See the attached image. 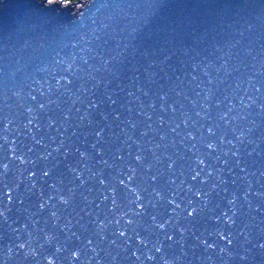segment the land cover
Instances as JSON below:
<instances>
[{
	"label": "snow or ice",
	"instance_id": "1",
	"mask_svg": "<svg viewBox=\"0 0 264 264\" xmlns=\"http://www.w3.org/2000/svg\"><path fill=\"white\" fill-rule=\"evenodd\" d=\"M71 2L46 0L45 7L41 0V7L55 13L57 5ZM128 7L162 9L165 5L163 0H150L146 5ZM49 24L55 31L56 21ZM92 34L97 40L104 39L96 36L95 28ZM141 36V29L132 27L126 33L127 42L121 41L117 49L107 51L103 45L88 49L93 54L80 57L79 63L77 58L68 63L58 59L62 74L53 77L54 83L46 81L47 90L29 94L27 102L22 92L15 93L31 144L18 146L13 139V147L0 155V192L6 193L0 198V228L6 235L8 213L17 205L35 224L43 221L65 235L79 228L104 242L111 230V244L123 240L127 247L134 239L140 248L151 245L156 253L164 250L161 234L170 246L183 245L191 237L205 252H216L217 244L209 243L198 228L209 221L217 226L216 240L225 241L218 255H227L237 264H264V163L257 168V159L264 161V83L255 88L260 96L247 102L241 98L239 105L226 94L235 93L229 80L210 75L211 65L201 69L202 84L196 76L190 83L171 77L165 83L171 56L149 53L137 59L136 41ZM129 70L133 72L132 87L122 88L127 94L121 97L111 85L122 83ZM224 70L227 72L226 65ZM100 72L103 75L98 77ZM192 82H197L199 90L192 89ZM185 89L195 91L199 99H190ZM253 112L259 119L241 127L239 122L247 121ZM121 125L120 133L115 134L114 126ZM150 135L159 142L153 145L147 139ZM7 144L5 138L0 147ZM177 146L183 151L175 150ZM161 148L174 150L160 157L156 153ZM11 161H18L16 172L22 175L23 168L28 173L23 191L24 181L13 173ZM257 172L260 190L254 191L249 177ZM226 176L232 177L231 185ZM43 239L50 245L58 236L44 230ZM29 244H16L17 254L25 261L37 258ZM87 244L91 246L93 239L88 238ZM60 251L57 247L56 252ZM90 251L96 253L97 248ZM132 256L141 259L136 251ZM80 258L81 250L74 249L71 260ZM146 258L154 260L152 255ZM45 261L56 264L53 258L45 257Z\"/></svg>",
	"mask_w": 264,
	"mask_h": 264
},
{
	"label": "water",
	"instance_id": "2",
	"mask_svg": "<svg viewBox=\"0 0 264 264\" xmlns=\"http://www.w3.org/2000/svg\"><path fill=\"white\" fill-rule=\"evenodd\" d=\"M44 2L47 7L46 0ZM149 2L150 0H83L79 4L57 5L58 11L48 13L41 7V0H0V145L4 144L5 138L8 139L7 146L0 147V155L7 148L13 147V139L18 146L22 143L31 144L23 129L25 121L19 107L21 101L15 93L22 92L27 102L29 94L38 95L41 89L47 90L46 81L54 83L53 77L59 78L62 74V66L57 65L56 60L63 59L68 63L77 58L79 63L80 57L87 58L93 54L88 49L96 50L101 45L107 51L117 49L121 41L127 42L126 33L132 27H139L142 32L141 38L136 41L137 59L142 55L147 57L149 53L154 57L165 52L171 56L165 83L167 77H171L173 81L190 83L191 77L196 76L197 82L202 84L204 77L201 69L211 65L210 75L215 79H228L235 89L234 95L231 90L226 94L232 95L237 105L241 98L247 102L249 98L261 95L255 92V88L264 83V0H163L165 7L162 9L128 7L129 4L146 5ZM104 4L109 6L101 7ZM246 4H253L255 7H241ZM50 20L56 21L55 31H51ZM94 28L96 36L103 37V40H97L92 34ZM144 35L150 38L144 39ZM88 41L92 43L89 44ZM92 63L99 67L97 61ZM197 65L200 66L199 69ZM225 65L231 76L224 70ZM97 75L102 76L103 72ZM132 75L133 72L129 70L122 83L118 81L111 85L112 91L118 92L121 97L126 96L127 93L122 88L132 87ZM135 76L143 79L140 72H135ZM197 82H192V89L199 90ZM237 84L240 85L239 88H236ZM185 91L190 99H199L195 91ZM253 119H259L255 112L247 121H240V126H250ZM122 126H114L113 132L119 134ZM71 131L70 129L69 135ZM52 134L55 135L54 130ZM82 139L81 135L79 140ZM147 139L152 140L153 145L159 142L151 135ZM173 150L161 148L156 154L163 157ZM175 150L183 151L178 146ZM36 151L41 149L37 147ZM8 155L11 156V153ZM32 155L34 158V154ZM262 163L264 161L258 158L257 168ZM11 166L13 173L24 181L21 185L23 191L28 183V173L23 168L22 175L16 172L20 167L18 161H11ZM225 178L231 185L232 177ZM249 179L254 185V191L260 190V184L256 183L261 180L259 172ZM45 191L47 192L46 187ZM5 195L6 193L0 192V198ZM8 215L10 219L6 235L5 230L0 228V236H3L0 238V260H5V264H46L45 257L53 258L56 264H164V261L168 264H237L236 260L229 259L227 255H218L219 247H224L225 241L216 240L213 233L217 226L209 221H203L198 228L209 238V243L217 244L216 252H205L191 237L183 245L170 246L161 234L164 250L156 253L151 245L140 248L134 239L129 241L127 247L123 240H117L115 245L111 244L114 238L111 230L104 242H99L91 232L84 233L79 228H73L65 235L58 229L45 225L43 221L35 224L26 213L19 211L17 205L11 206ZM73 223L76 221L73 220ZM44 230L55 231L58 239L50 245L45 244ZM73 233L76 235L73 236ZM129 235L132 233L129 232ZM76 236L80 237L79 241ZM88 238L93 239L91 246L87 244ZM29 241V249L37 251V258L25 261L22 255L17 254L16 244ZM57 247L61 248L59 253L56 252ZM91 247H96L97 252H91ZM9 248L12 249L11 253L8 252ZM74 249L81 250L79 261L71 260ZM134 251L141 257L139 261L132 256ZM147 255H152L154 260H147Z\"/></svg>",
	"mask_w": 264,
	"mask_h": 264
},
{
	"label": "trees",
	"instance_id": "3",
	"mask_svg": "<svg viewBox=\"0 0 264 264\" xmlns=\"http://www.w3.org/2000/svg\"><path fill=\"white\" fill-rule=\"evenodd\" d=\"M81 1L83 0H72V2L68 4H79Z\"/></svg>",
	"mask_w": 264,
	"mask_h": 264
}]
</instances>
